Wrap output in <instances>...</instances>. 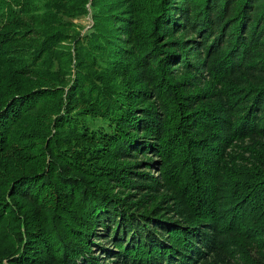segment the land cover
Instances as JSON below:
<instances>
[{"label": "trees", "instance_id": "1", "mask_svg": "<svg viewBox=\"0 0 264 264\" xmlns=\"http://www.w3.org/2000/svg\"><path fill=\"white\" fill-rule=\"evenodd\" d=\"M87 2L0 0V264H264V0Z\"/></svg>", "mask_w": 264, "mask_h": 264}, {"label": "rangeland", "instance_id": "2", "mask_svg": "<svg viewBox=\"0 0 264 264\" xmlns=\"http://www.w3.org/2000/svg\"><path fill=\"white\" fill-rule=\"evenodd\" d=\"M91 3H93L92 2V0H89V2H87L86 3V7H88L89 9H91ZM72 21L75 23V24H77V25H79L80 26V30H79V32H81V34L82 33H84L87 29H89L92 25H93V19H92V15H91V13L89 12L87 15L86 14H82V15H79V16H75V17H73L72 18ZM83 29V31H81L82 29ZM85 28V29H84ZM178 37H184V34L182 33H180V34H178L177 35ZM78 41V40H77ZM77 41L76 42H74V41H71V44L73 45H75L76 43H77ZM67 43V42H66ZM69 43V42H68ZM67 43V44H68ZM75 53H76V48H72V54L73 55H75ZM74 74H75V62L74 61H72L71 62V73H70V76L71 77H73L74 76ZM73 81V80H72ZM142 156L143 155H138L137 156V158H135V157H132V158H129V160L130 161H135V160H137V159H141L142 158ZM152 156V154H145L143 157H145L144 159H147V158H149V157H151ZM155 158H158L157 156H154ZM145 164H141V166H144ZM145 170L146 171H150V169L149 168H145ZM135 191V190H134ZM135 194H137L136 192H134ZM141 196V195H140ZM95 252H96V255H98V257H99V259H102L103 258V256L105 255V254H103V253H100L99 252V248H97L96 247V250H95Z\"/></svg>", "mask_w": 264, "mask_h": 264}]
</instances>
